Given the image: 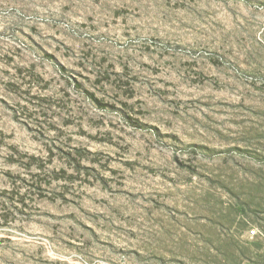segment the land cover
Here are the masks:
<instances>
[{"label":"rangeland","instance_id":"1","mask_svg":"<svg viewBox=\"0 0 264 264\" xmlns=\"http://www.w3.org/2000/svg\"><path fill=\"white\" fill-rule=\"evenodd\" d=\"M0 264H264V0H0Z\"/></svg>","mask_w":264,"mask_h":264},{"label":"built area","instance_id":"2","mask_svg":"<svg viewBox=\"0 0 264 264\" xmlns=\"http://www.w3.org/2000/svg\"><path fill=\"white\" fill-rule=\"evenodd\" d=\"M257 236V232L256 231H251L250 233H249V237L251 238V239H253L254 237H256Z\"/></svg>","mask_w":264,"mask_h":264}]
</instances>
